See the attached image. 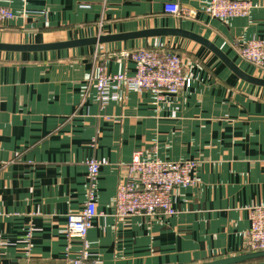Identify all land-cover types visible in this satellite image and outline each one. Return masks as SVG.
Here are the masks:
<instances>
[{
  "label": "crops",
  "instance_id": "0c3cea01",
  "mask_svg": "<svg viewBox=\"0 0 264 264\" xmlns=\"http://www.w3.org/2000/svg\"><path fill=\"white\" fill-rule=\"evenodd\" d=\"M248 15L222 21L210 0H0L17 16L0 41L42 43L179 27L221 49L245 72L239 43L264 36V0ZM178 3L185 16L165 12ZM173 50L192 85L163 98L126 90L101 105L95 65L133 74L125 52ZM135 151L197 161L196 183L174 190L173 215H115L118 183ZM102 161L98 216L85 264H199L244 253L250 209L264 205V86L239 77L201 43L177 35L49 51H0V264H73L82 243L65 232L88 199L89 159ZM236 264H264V257Z\"/></svg>",
  "mask_w": 264,
  "mask_h": 264
},
{
  "label": "built area",
  "instance_id": "2783aa9c",
  "mask_svg": "<svg viewBox=\"0 0 264 264\" xmlns=\"http://www.w3.org/2000/svg\"><path fill=\"white\" fill-rule=\"evenodd\" d=\"M255 5L249 0H210L205 8L209 16L226 21L246 16ZM164 10L177 16L188 15L187 9L178 3H166ZM16 14L7 7L0 6V26L15 19ZM241 59L264 71V36L253 38L237 45ZM135 63V72H108L104 64L95 65L90 80L95 84L97 98L101 105L121 98L126 90L151 91L159 98L165 93L177 94L192 85V77L187 73L181 55L173 50L144 47L125 52ZM87 178L90 184L88 199L81 211L69 215L65 230L71 238L82 243L79 257L73 264H85L92 256L87 235L98 216L96 204V182L102 161L87 160ZM197 161H170L158 157L148 158L142 151H135L128 166V175L118 183L114 200L115 215L126 217L136 214L173 215L174 190L189 187L196 183L194 171ZM250 228L246 233L243 250L256 252L264 250V205L250 209Z\"/></svg>",
  "mask_w": 264,
  "mask_h": 264
},
{
  "label": "water",
  "instance_id": "95a60500",
  "mask_svg": "<svg viewBox=\"0 0 264 264\" xmlns=\"http://www.w3.org/2000/svg\"><path fill=\"white\" fill-rule=\"evenodd\" d=\"M162 35H177L185 38L192 39L198 43L203 44L210 50H212L216 55H218L239 77L264 86V77H258L245 72L241 67H239L233 60H231L226 54L219 49L215 44H213L208 39L183 28L182 24L179 27H165V28H153L147 30L125 32L118 34H99L91 37L76 38L64 41H52V42H42V43H10L0 41V51H11V52H34V51H49L58 50L64 48H74L85 45H96L112 41H124L127 42L130 39L135 38H149L154 36ZM264 250L256 252H244L238 255L223 257L215 260H211L199 264H236L244 262L247 260L263 258Z\"/></svg>",
  "mask_w": 264,
  "mask_h": 264
}]
</instances>
